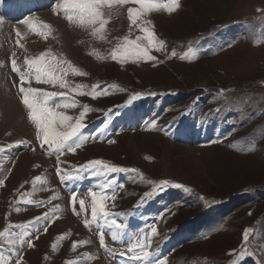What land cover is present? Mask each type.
I'll return each mask as SVG.
<instances>
[{
    "label": "rangeland",
    "instance_id": "obj_1",
    "mask_svg": "<svg viewBox=\"0 0 264 264\" xmlns=\"http://www.w3.org/2000/svg\"><path fill=\"white\" fill-rule=\"evenodd\" d=\"M16 2L0 0V95L5 86L4 95L21 110L14 123L0 96V231L10 227L0 238V264H15L7 240L25 233L35 246L25 244L22 264H264V0H179L171 14L142 15L138 24L146 22L142 26L166 42V49L151 51L157 59L149 62L111 59L124 37L144 35L129 28L127 9L138 5L115 6L104 31L93 35L92 27L54 13L60 0L19 16L8 11ZM26 19L51 25L42 29L47 39L21 23ZM190 46L196 50L188 53L191 61L180 59ZM46 52L82 73L69 72L72 87L85 85L80 90L88 93L98 86L107 93L92 98L32 81L31 87L68 93L76 106L55 110L73 120L89 109L82 121L86 142L75 153L65 150L59 163L54 151L41 147L10 63L15 59L24 71L25 57ZM53 126L64 130L58 122ZM96 159L122 170L93 175L85 166ZM36 176L41 180L33 184ZM106 184L105 210L124 225L123 240L113 241L114 229L103 222H91L89 192ZM46 215L47 221L36 219ZM246 229L252 232L245 251ZM140 236L151 240L147 261L127 252L128 239ZM73 241L87 243L73 251Z\"/></svg>",
    "mask_w": 264,
    "mask_h": 264
},
{
    "label": "snow or ice",
    "instance_id": "obj_2",
    "mask_svg": "<svg viewBox=\"0 0 264 264\" xmlns=\"http://www.w3.org/2000/svg\"><path fill=\"white\" fill-rule=\"evenodd\" d=\"M127 4H135L138 7H129L127 9V18L129 20V28L136 26L144 33L143 36H138L135 40H129L127 37L123 38V43L117 45L115 49L111 52V59L113 61H123L129 56H134L137 59L143 60L144 62L154 61L157 57L151 55V51H161L166 49V42L160 40L156 37L154 30H151L148 27H143L142 25L146 22L141 21L138 24L139 18L144 15L154 11L164 10L167 13L171 14L179 8V0H60V3L57 4L53 11L56 14H59L61 11L64 13V17L69 23H76L80 27H92L93 35L102 33L105 29V26L109 22L106 19V15H110V11L115 6H124ZM105 9L109 10V13H106ZM22 24L26 25L33 33L43 36L47 39L48 33L42 31V29L51 30V25L46 23L36 24L30 19L21 21ZM99 27H96V26ZM17 39L15 41L18 47H23L20 42L19 37L21 33L19 30H16ZM103 39V36H100ZM195 51L191 46L185 51L184 54L180 56V59H189L188 53H194ZM172 55L175 56V50L172 51ZM15 56V53H13ZM102 58V57H100ZM198 58V57H197ZM12 70L19 75V85L18 91L20 93V102L28 110V119L35 125L37 129V138L41 142V147L47 145L49 149L54 151L57 155V161L59 163V156L65 150L68 152L75 153L76 149L81 146V144L86 142L85 137L82 136V129L86 126L82 123L86 112L89 110L87 106L84 107V110L80 112L78 118L73 120V117H70L62 112H58L55 109L58 108H72L75 107L77 102L71 99L66 92H49L39 88L31 87V83L35 80L36 83H44L52 86H59L61 89L67 88L71 93H77L79 95H91L92 98H96L98 95L107 94L102 90L94 89L91 92H84L80 89L85 88V85H75L71 86V82L66 79L69 72L73 75H81L82 73L79 69L75 68L69 61L64 60L63 58H57L51 52L41 53L39 57L28 58L25 57L24 64L27 66L26 70L21 71L17 67L16 60L10 59ZM66 65V67H65ZM25 84H28V87H25ZM16 86V85H14ZM221 94L224 93V89H221ZM56 97H61L64 99V103L55 102ZM54 104V107H53ZM54 122H58L59 125L64 129L63 131H57L53 126ZM18 143H22L18 142ZM11 147V145H9ZM5 148L0 146V153H4ZM85 170L89 171L93 175H99L101 172H115L121 171L115 166H111L105 163L101 159H96L89 161ZM79 170H77L78 172ZM70 178H75L71 176ZM41 177L36 176L33 180V184L40 181ZM4 183L3 180H0V186ZM167 181H162V185H166ZM111 185L106 184L102 190L93 191L90 190L89 194L92 200V209L91 216L92 221L96 222L98 225L103 222L109 228L114 229L111 233V239L113 241L123 240L124 239V225L118 223L115 219H111L112 213L105 210V202L109 199V194L107 189ZM122 187V186H121ZM116 193H111V199H115ZM76 193L72 194V209L75 213V204H76ZM32 203L31 200L27 201ZM81 209L84 208V201H79ZM19 211V209H17ZM45 219L47 221V215L45 217L36 218ZM110 221V222H109ZM89 220L84 221V226L90 227ZM45 232L47 227H45ZM251 229H246L243 233V244L245 246V251L250 245V233ZM6 234H10V227L5 228L3 231H0V238H5ZM157 229L155 227L151 228V235H156ZM100 236V245L105 247L104 243V233L101 231ZM66 238V236L61 237V239ZM35 239H39V235H35ZM10 250L16 253L17 259L15 264H22L23 255L22 249L27 245L29 249L33 248L31 235L25 233L17 238H10L7 240ZM82 243L87 242H77L73 241L72 249L73 251L80 246ZM128 248L127 252L132 254V259L134 261H147L150 253L147 250L150 247L151 240L150 238L146 239L144 236L139 238L130 237L127 241ZM55 247V246H54ZM233 252L235 250H232ZM232 253L230 252L229 255ZM66 264H79V262H66ZM233 264H238L237 261H233Z\"/></svg>",
    "mask_w": 264,
    "mask_h": 264
},
{
    "label": "bare ground",
    "instance_id": "obj_3",
    "mask_svg": "<svg viewBox=\"0 0 264 264\" xmlns=\"http://www.w3.org/2000/svg\"><path fill=\"white\" fill-rule=\"evenodd\" d=\"M52 1L53 0H18V2H16V4L14 3V4L8 5V11H11V14H14V15H18V14L20 15V13H24L31 8L38 7V6H41V7L46 6L47 4H50ZM4 13H8V12L5 10ZM4 26H5L4 22L0 21V33L3 32ZM1 88L3 89L4 92H6L5 86H1ZM4 92H2L0 95L2 98L1 99L2 100V106H5L3 104L7 105V107H4V111L6 112L5 114L8 116L7 118H9L11 121L13 120V122L15 123V121L18 120V117H21L20 116L21 110L18 107L15 100L13 99V97H10L9 94H6L7 92L4 95ZM2 95H3V97H2ZM4 100H5V102H4Z\"/></svg>",
    "mask_w": 264,
    "mask_h": 264
}]
</instances>
